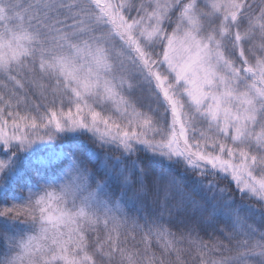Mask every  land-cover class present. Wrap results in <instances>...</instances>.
Wrapping results in <instances>:
<instances>
[{
	"label": "snow or ice",
	"instance_id": "snow-or-ice-1",
	"mask_svg": "<svg viewBox=\"0 0 264 264\" xmlns=\"http://www.w3.org/2000/svg\"><path fill=\"white\" fill-rule=\"evenodd\" d=\"M182 253L264 264V0H0V264Z\"/></svg>",
	"mask_w": 264,
	"mask_h": 264
},
{
	"label": "rangeland",
	"instance_id": "rangeland-1",
	"mask_svg": "<svg viewBox=\"0 0 264 264\" xmlns=\"http://www.w3.org/2000/svg\"><path fill=\"white\" fill-rule=\"evenodd\" d=\"M140 94L137 92L134 94L133 99H135L136 97H138ZM39 100V92L36 89H32L31 91H29V95H28V101L27 103H29V105L31 104V102L33 101H38ZM21 114H25L26 109L24 107V105L22 104L19 109H18ZM83 138V137H82ZM237 203H244V204H248V205H255L257 208L259 207V202L254 200V199H245L243 201H240L239 199L237 200ZM93 235V237L95 236V234H90ZM99 237L101 238L102 242H103V237H104V232L101 230L99 232ZM129 249H133L132 247H129V245H126ZM175 256V254H174ZM176 258V256H175ZM181 259L185 262V264H193V259L192 257H186L184 254H181Z\"/></svg>",
	"mask_w": 264,
	"mask_h": 264
},
{
	"label": "trees",
	"instance_id": "trees-1",
	"mask_svg": "<svg viewBox=\"0 0 264 264\" xmlns=\"http://www.w3.org/2000/svg\"><path fill=\"white\" fill-rule=\"evenodd\" d=\"M82 139H86V137H83ZM133 235L135 236V242L133 241L132 237L129 236V237H128V240H127V244L129 245V247H132L133 249H134V248H142L143 245L139 243V240L141 239L140 234H139V233H135V234H133ZM202 235H203V234H202ZM120 239H121V241H123V240L125 239V236H124L123 233L121 234ZM205 239H207L206 236H205ZM182 247H183V248H187V247H188V244H187L186 241L182 244ZM151 251H152L153 253H156L157 256H159L160 253H161V249H160V247L155 243L154 240L152 241V244H151ZM183 254H184L186 257H191V256H189L187 253H182V255H183ZM170 259L173 260V261H175L176 258H175V256H174V254H172V255L170 256Z\"/></svg>",
	"mask_w": 264,
	"mask_h": 264
}]
</instances>
